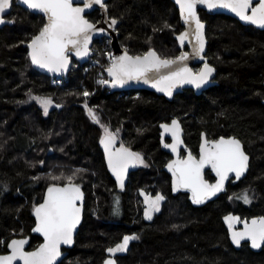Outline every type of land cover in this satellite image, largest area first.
Masks as SVG:
<instances>
[{
    "label": "trees",
    "instance_id": "trees-1",
    "mask_svg": "<svg viewBox=\"0 0 264 264\" xmlns=\"http://www.w3.org/2000/svg\"><path fill=\"white\" fill-rule=\"evenodd\" d=\"M107 7L110 17L120 21L119 41L129 53L153 48L163 58L177 56L174 35L182 27L171 0H108ZM200 14L207 22L206 55L216 68L217 84L199 95L184 90L167 100L147 90L122 96L108 91L94 81L98 66L84 72L87 63L75 64L61 86L51 84L49 76L32 68L25 45L43 19L14 6L12 23L0 28V253L11 238L30 236L29 248L40 242L31 233L34 205L48 186L73 176L85 192L83 221L59 264H101L105 251L125 235L139 238L117 255V264H264V245L256 252L248 243L234 247L224 220L231 214L264 216V30L227 16ZM89 18L95 21L97 12ZM30 95L53 99L47 116ZM85 103L113 128L123 124L125 136L149 159L150 166L132 174L123 191L106 169L103 128L91 120ZM173 117L181 120L189 145L200 130L240 137L251 160L246 176L202 206H193L186 194L173 195L162 170L166 153L158 143L159 122ZM143 186H157L165 196L151 221L141 217L134 199V189ZM245 190L250 203L234 198ZM116 197L120 216L112 211Z\"/></svg>",
    "mask_w": 264,
    "mask_h": 264
},
{
    "label": "snow or ice",
    "instance_id": "snow-or-ice-1",
    "mask_svg": "<svg viewBox=\"0 0 264 264\" xmlns=\"http://www.w3.org/2000/svg\"><path fill=\"white\" fill-rule=\"evenodd\" d=\"M22 2L28 8L38 10L47 17V22L37 35L32 36L28 47L32 64L51 72L66 71L72 52H75L76 56L88 55L92 33L104 31L102 28L97 29L96 25L85 16L86 10L93 8L94 5L106 10L107 5L104 0H22ZM175 2L179 5L181 17L190 29L179 35V42L183 46L186 40L191 42L190 38L194 37L193 48L197 56H201L205 46L204 24L197 13L198 5H205L208 9H228L241 20L264 27V0H258L255 4L254 0H175ZM12 3L13 0H0V24L6 22L4 15L11 9ZM81 3L83 6H80ZM116 24L117 20L112 18L109 27ZM188 56V53L182 52L175 58H161L154 50H149L142 56H130L125 51L124 55L114 58L107 68L112 79L101 80L99 83H111L115 86L123 85L128 80L143 79L145 82H152L157 90L165 92L168 96L172 95L173 89L178 85L191 84L197 89L202 88L210 82L215 69L205 62L203 68L193 71L186 63ZM83 95L88 97L90 93L85 90ZM32 99L41 104L45 114L53 103L49 97H32ZM85 107L88 108L87 103ZM88 113L96 123H100L91 108H88ZM101 127L103 135L100 144L104 148L108 167L122 189L128 168L143 164V156L133 152L122 142L116 147L119 129L113 132L105 125ZM161 127L165 133L171 134L173 140L171 144L165 143L164 147L177 153V158L167 165L173 177V191L181 188L190 190L193 203H204L224 189L229 174L234 173L239 179L248 169L249 156L245 153L241 141L235 137L227 139L220 137L212 141L205 139L200 146L199 158L189 152L186 158L181 159L178 147L183 140L179 122L173 120L171 125L163 124ZM206 167H210L218 177L215 184H210L204 179L203 173ZM66 179L67 183L63 186L56 183L49 186L43 202L34 205L36 226L32 231L42 234L44 243L35 250L26 251L25 245L29 243L27 239H12L7 245L10 251L7 254H0V264H17V261L22 264H56L58 257L61 256V245L73 243V234L81 220L83 193L80 185L74 183L73 176H68ZM237 199H242L245 203L251 202L247 190ZM163 200L164 197L160 194L154 198L145 196L146 219L151 220L153 213L160 211ZM224 220L231 232L232 242L237 246L242 241H250L253 248L264 245V216L253 218L250 222L241 221L240 217L232 215L224 217ZM241 222L243 229L236 230L235 225ZM138 238V236L125 235L121 243L107 251L111 254L124 252L129 242ZM105 264H116V262L108 259Z\"/></svg>",
    "mask_w": 264,
    "mask_h": 264
},
{
    "label": "water",
    "instance_id": "water-1",
    "mask_svg": "<svg viewBox=\"0 0 264 264\" xmlns=\"http://www.w3.org/2000/svg\"><path fill=\"white\" fill-rule=\"evenodd\" d=\"M15 1V4L20 6V7H23L25 9H27L28 11H30L31 13H35V14H39L41 15L43 18H44V21L45 23L47 22V17L44 13L42 12H39L38 10H32L30 8L27 7V5L23 4L22 0H13V2ZM107 1L108 0H104V3L107 5ZM257 0H254V3L256 2ZM171 2H173V4L175 5V7L177 8V11H178V17H179V22H180V25L182 27L181 31H179L178 33H176L174 35V38L177 42V45L180 49V52L177 56H179L182 52H186L189 54L188 56V60L186 61L187 65L189 68L193 69V71H199L201 68H203L204 66V63L207 62L211 67H213L215 69V71L213 72L212 74V77H211V80L208 84L204 85L202 88H199L197 89L194 85H191V84H183V85H178L176 88L173 89V92H172V95L171 96H168L165 92H162V91H159L157 90L156 87L153 86V83L152 82H145L143 79H140V80H136V79H133V80H128L126 83H124L123 85H115L113 86L111 83H108V84H102L103 85V88L105 89H109L110 91L112 92H120V91H127V90H147V91H150V92H153L155 93L156 95L158 96H163L164 98H166L167 100H172L173 97L178 94V93H181L184 89H191L193 90L197 95L201 94L203 91H205L206 89H208L209 87L211 86H214L217 84V81L214 80V78L216 77V68L209 63V59L207 57V45H208V40H207V36H206V29H207V22L203 19H201V14H200V11H204L205 13L209 14V15H216V14H222V15H226V16H229V17H232L234 19H236L237 21H239L241 24L243 25H253L254 27L258 28V29H264V27H260V26H257V25H254V24H251L249 22H245L243 20H241L235 13L231 12L230 10L228 9H224V8H217V9H208L205 5H198L197 6V13H198V16L201 20V22L204 24V37H205V46H204V51L203 53L201 54V56L203 58H201V56H197L194 52V48H193V44L195 43V38L194 37H191V42H188L187 40L185 41L184 45L182 46L179 42V35L185 31H190L189 29V25L186 24L183 20V18L181 17V14H180V8H179V5L176 4L175 0H171ZM80 6H83L82 3L80 4ZM12 7H13V3H12ZM12 7L10 10H8L6 12V14L4 15V19H5V23L3 24H0V28L5 26V25H10L12 23L11 20H9L7 18V16L10 14L11 10H12ZM97 10L98 13H99V20L97 22H93L91 20L88 19L87 15L93 11ZM85 16L86 18L94 23L97 27V29H104V31L100 32V31H96V32H93L92 33V39H91V42L89 43V51H88V55L86 56H76L75 52H72L70 53V63H69V66H68V69L66 71H63V72H51L47 69H44V68H40L34 64H32L31 62V58L29 56V52H30V49L28 47V44L30 43V41L28 43H26V47H27V50H28V58H29V61H30V64L31 66L33 67V69L37 70L38 72L46 75V76H49V77H57V76H63V75H66L68 74L71 69H72V65H71V62H72V59H74L75 61H77L78 63L80 64H83L85 62H87L88 60V57L90 56L91 52H90V46L92 44V41L94 39H99V38H102V37H108L110 38V47H111V50H112V55H113V59L116 58V57H119V56H122L124 55L125 51H127L126 49H124L121 44H120V41H119V32H118V29L117 27L119 26L120 24V21L118 19L117 20V24L113 27H109V24L111 22V19L113 17H110L109 15V11H108V7L107 9L105 10L104 8H101L99 5H94L93 8L91 9H88L86 10L85 12ZM44 23V24H45ZM194 27V25H193ZM149 50H154L158 56L159 53L151 48ZM148 50V51H149ZM146 51V52H148ZM145 52V53H146ZM128 55L130 56H137V55H132L130 54L128 51H127ZM143 53V54H145ZM143 54H140V56H142ZM176 56V57H177ZM161 57V56H160ZM163 58V57H161ZM195 66H199V69L198 70H195L194 67ZM105 72H106V76H107V79L106 80H111L112 77L109 76L108 72H107V68L105 69ZM263 84H264V80H263ZM173 120H177L179 122V125H180V129H181V139L183 140V143L181 145H179L178 147V154H179V150L181 148H185L186 145H185V142H184V130H183V126H182V123L180 121L179 118H173L170 122L168 123H160L158 128H159V136H160V142H161V149L169 154H171L172 158L166 162V164L164 165L163 167V171L169 175L170 177V189H171V193L173 195H176V194H179V193H183V194H187L188 196V200L189 202L193 205V206H202L214 199H216L219 195L225 193L227 191V187H228V183L230 182V180L233 178L234 179V182H238L239 180H241L242 178H244L248 172V169H249V166H248V169L247 171L239 178L237 179L235 177V174L234 173H231L229 174V178L225 181V185H224V189L220 192H218L215 196H212L210 197L209 199H207L204 203H201V204H196V203H193L192 201V194H191V191L188 190V189H184V188H181L179 189L178 191H173V177H172V173L168 170L167 168V165L170 161L172 160H175L177 158V153H174L172 152V150L170 148H165L164 147V144H171L173 143V140H172V137H171V134L170 133H165L163 128L161 127V125L163 124H168V125H171V122ZM162 136H163V139H162ZM168 138L169 139V142H165V139ZM224 138H230V137H224ZM205 135L204 133L202 134V140H201V143H200V146L201 144L204 142L205 140ZM218 140V139H217ZM242 143V142H241ZM243 145V143H242ZM116 147H119V146H116ZM244 148V147H243ZM100 149L102 151V154H103V158H104V162H105V166H106V169L109 173V175L111 176V178L114 180L115 182V186H116V189L118 190H124L126 188V185L128 183V179H129V174L131 173V171L133 170V167L134 166H130L127 170V173L125 175V178H124V187L121 189L120 186H119V183L118 181L116 180V177L115 175L112 173L111 169L108 167V164H107V158H106V155H105V152H104V148L103 146L100 144ZM245 151V150H244ZM134 152V151H133ZM189 153V151H187ZM246 153V151H245ZM200 154V153H199ZM247 154V153H246ZM188 155V154H187ZM249 156V154H247ZM187 157V156H186ZM185 157V158H186ZM199 158V157H198ZM181 159H184L181 157ZM249 163H250V156H249ZM207 169H210L211 170V173L212 175L215 177L214 181L213 182H210L209 180H207L205 178V175H204V179L207 180L210 184H215L218 177H216V174L215 172L210 168V167H206L204 169V173ZM203 173V174H204ZM65 184V183H64ZM64 184H58L60 186H63ZM49 187V186H48ZM48 187L44 190V193H43V196H42V199L39 203H42L43 202V199L45 197V195L47 194V189ZM81 188V187H80ZM81 191L83 193V201H82V211H81V220H80V223L77 225V228L73 234V243L71 245H61V256L58 257L57 259V262L56 264H59L63 259L66 258V256L68 255L69 253V250L74 246V243H75V237H76V234L80 228V225L83 221V214H84V204H85V192L84 190L81 188ZM38 203V204H39ZM32 215H33V218H34V225L32 227V229L36 226V220H35V215H34V212H32ZM258 217H262V216H256V217H252L250 219H248V221L250 222L253 218H258ZM31 229V233L33 235H37L39 236L42 241L33 249H29V245H30V236H25V237H15V238H11L8 242H7V245L8 243L11 242L12 239H27L29 241V243L27 245H25V250L26 251H32V250H35L39 245L43 244L44 243V239H43V236L42 234L40 233H34ZM236 230H242L243 229V223L241 222V226L239 228H235ZM228 233H229V240L231 242V244L236 247V248H239L243 243H248V246L250 247V249L252 251H259L261 250V248L263 247V245L260 247V248H253L251 246V242L250 241H242L241 244L239 246H237L236 244H234L232 242V239H231V232L229 231L228 229ZM6 245V249L7 251L5 253H0V254H7L10 250L8 249ZM63 249H65L63 251ZM116 255L117 253L115 254H111L109 256H107L102 262L101 264H105V261L108 260V259H113L115 260L116 264H117V259H116ZM17 264H22V262L20 261H17Z\"/></svg>",
    "mask_w": 264,
    "mask_h": 264
},
{
    "label": "flooded vegetation",
    "instance_id": "flooded-vegetation-1",
    "mask_svg": "<svg viewBox=\"0 0 264 264\" xmlns=\"http://www.w3.org/2000/svg\"><path fill=\"white\" fill-rule=\"evenodd\" d=\"M256 2H258V0L256 1ZM255 2V3H256ZM254 3V4H255ZM14 6H18V5H16L15 4V1L13 2V7H12V10H13V8H14ZM18 7H20V6H18ZM21 8H23V7H21ZM23 9H25V8H23ZM12 10H11V12H12ZM27 10V9H26ZM28 11V10H27ZM202 11V10H201ZM200 11V12H201ZM30 12V11H29ZM94 12H97V14H98V18L95 20V21H93V20H91L90 18H89V14H91V13H94ZM31 13V12H30ZM91 13H89L88 15H87V17H88V19L89 20H91V21H93V22H97L98 20H99V13H98V11L97 10H95V11H93V12H91ZM11 14V13H10ZM10 14L7 16V18L9 19V16H10ZM31 14H35V13H31ZM207 14V13H206ZM36 15H39V14H36ZM207 15H209V14H207ZM216 15H222V14H216ZM39 16H41V15H39ZM210 16H212V15H210ZM223 16H226V15H223ZM42 17V16H41ZM227 17H229V16H227ZM229 18H232V17H229ZM42 19H43V24H42V26H41V28L43 27V25H44V23H45V21H44V18L42 17ZM232 19H234V18H232ZM234 20H236V19H234ZM237 21V20H236ZM239 22V21H238ZM240 23V22H239ZM241 24V23H240ZM243 25V24H242ZM245 26H253V25H245ZM254 27V26H253ZM40 28V29H41ZM254 28H256V27H254ZM258 29V28H257ZM260 30H264V29H260ZM39 32V31H38ZM38 34V33H37ZM36 34V35H37ZM175 39V38H174ZM31 40V39H30ZM29 40V41H30ZM28 41V42H29ZM101 40H100V38L99 39H94L93 41H92V44H91V46H90V52H92V50H93V48H98V44H99V42H100ZM176 41V40H175ZM27 42V43H28ZM177 43V42H176ZM26 45V44H25ZM179 48V47H178ZM112 51V50H111ZM179 52H180V49H179ZM179 52H178V54H179ZM145 53V52H144ZM131 54V53H130ZM143 54V53H142ZM177 54V55H178ZM133 55V54H132ZM140 55V54H139ZM112 60H113V55H112ZM88 61V60H87ZM85 63H87V62H85ZM85 63H83V64H85ZM75 64H77V65H81L80 63H78L77 61H75L74 59H72V62H71V65H72V68L74 67V65ZM33 68V67H32ZM199 69V68H198ZM35 70V69H34ZM37 71V70H36ZM38 72V71H37ZM40 73V72H39ZM50 78V77H49ZM214 80H216L215 78H214ZM263 80H264V75H263ZM263 80H262V85H263V87H264V84H263ZM212 87V86H211ZM210 88V87H209ZM184 90H191V89H184ZM183 90V91H184ZM207 90V89H206ZM205 90V91H206ZM130 91H136V90H127V91H120V92H116V93H118V95L119 96H122L123 94H125V95H129V93L128 92H130ZM138 91V90H137ZM182 91V92H183ZM191 91H193V90H191ZM181 92V93H182ZM194 92V91H193ZM204 92V91H203ZM202 92V93H203ZM195 93V92H194ZM179 94V93H178ZM196 94V93H195ZM134 95H136V93H134ZM262 103L264 104V98H263V100H262ZM173 118H177V117H173ZM173 118H171L169 121H167V122H159V124L160 123H168V122H170ZM181 121V120H180ZM182 123V122H181ZM159 124H158V126H159ZM182 126H183V124H182ZM183 130H184V135H183V137H184V142H185V145H186V147L185 148H181L180 150H179V157L181 158H185L186 156H187V154H188V152L187 151H189V152H191V154L193 155V156H195V157H199V153H200V143H201V140H202V134L204 133V135H205V138L208 140V141H212V140H217V139H219L220 137H235V138H237V139H239L242 143H243V141L241 140V138L240 137H238L236 134H216V135H210V134H207V132L205 131V130H200V132H199V134H198V138H197V140L196 141H194L192 144H188L187 142H186V140H185V138H186V131H185V129H184V127H183ZM165 142H169V139L168 138H166L165 139ZM158 143H159V146H160V148H161V142H160V136H159V128H158ZM120 144L117 142L116 143V146H119ZM243 147H244V144H243ZM132 151H134V152H137L135 149H131ZM162 150V149H161ZM244 150H245V148H244ZM163 151V150H162ZM246 151V153L247 154H249L248 152H247V150H245ZM165 152V151H164ZM166 153V157H165V160H164V163H163V166H162V170H163V167H164V165L166 164V162L167 161H169L171 158H172V156H171V154H169V153H167V152H165ZM250 156V155H249ZM251 161V160H250ZM249 166H250V163H249ZM140 169H142V167L139 165V164H136L134 167H133V170L131 171V173L129 174V177L132 175V174H134V173H136L137 171H139ZM164 172V171H163ZM168 175V174H167ZM204 175H205V178L207 179V180H209L210 182H213L214 181V179H215V177L212 175V173H211V170L210 169H207L206 171H205V173H204ZM168 177H169V175H168ZM169 180H170V177H169ZM128 181H129V179H128ZM170 182V181H169ZM235 183H237V182H234V179L232 178L231 180H230V182L228 183V186L229 185H232V184H235ZM156 188H157V186H156ZM228 188V187H227ZM118 190V189H117ZM135 190V189H134ZM171 190V189H170ZM119 191H121V190H119ZM123 191V190H122ZM136 192H137V194H138V197H139V199H140V202L142 203V207H141V217H143L145 220H147L148 221V219H146L145 218V216H144V210H145V207H146V205H145V196L147 195V196H149V197H155L157 194H160V195H162L163 197H164V200H165V196H164V194L160 191V190H157V189H153V188H150V189H144V188H137L136 189ZM226 193V192H225ZM183 194V193H182ZM187 195V194H186ZM188 197V196H187ZM164 200L163 201H161V204H160V210H161V208H162V205H163V202H164ZM160 212V211H159ZM159 212H155V213H153V217L155 216V215H157ZM232 215V214H231ZM232 216H236V215H232ZM263 216V215H262ZM239 217V216H238ZM253 217H256V216H253ZM250 218H252V217H250ZM250 218H246V219H241V221H244V220H248V219H250ZM153 219V218H152ZM151 219V220H152ZM151 220H149V221H151ZM241 226V223L239 224V226L238 227H235V228H239ZM42 241V239L40 240V242ZM39 242V243H40ZM38 243V244H39ZM38 244H36L34 247H32V248H29V249H33V248H35ZM129 244H130V242H129ZM129 246V245H128ZM65 249H63V251H64ZM6 252V251H5ZM5 252H2V253H5ZM70 252V251H69ZM105 253H106V256H105V258L107 257V256H109V255H111V253H109L107 250L105 251ZM123 252H119V253H117V255H119V254H122ZM68 255H69V253H68ZM68 255L66 256V257H68ZM117 255H116V257H117ZM104 258V259H105ZM103 259V260H104Z\"/></svg>",
    "mask_w": 264,
    "mask_h": 264
},
{
    "label": "rangeland",
    "instance_id": "rangeland-1",
    "mask_svg": "<svg viewBox=\"0 0 264 264\" xmlns=\"http://www.w3.org/2000/svg\"><path fill=\"white\" fill-rule=\"evenodd\" d=\"M10 13H11V12H10ZM9 20H10V19H9ZM100 40H101V41H100L99 44H98V45H99V46H98L99 51L97 52V55H96V56L99 58V60H100V64H101V66H99L98 71H99V70H102V72H104L105 69L108 68V67L110 66V63H111V62H110V59H109V57H108V54L111 53V59H112V51H111V47H110V38H108V37H102V38H100ZM75 66H77V65H75ZM198 68H199V66H195V67H194L195 70H198ZM88 69H89V67L85 68V69H84V72H86ZM97 73H98V72H97ZM97 73L94 75V81H95L96 84H102V83H99V81H101V77H100V75H98ZM66 75H67V74H66ZM66 75H63L62 77H60V79H59V80H60V84H58L59 86H61V85L63 84V82L66 81V79H67ZM104 79H106V77H105ZM55 82L57 83L58 81H55ZM108 91H110V90L108 89ZM32 97H48V96L30 95V99H31L32 101H34V102L36 103V105L41 109L42 114H43L44 116H47L48 113L52 110V108H53V106H54L53 99H52L51 97H49V98H51V100H52L53 103H52V105L49 107L47 114H45V113H44V110H43V107L41 106V104L38 103L35 99H32ZM92 110H93V108H92ZM93 111H94V110H93ZM94 112H95V111H94ZM95 114H96V116H97V117L99 118V120H100V123H99L100 126H101V125H105V126L109 127L113 132H115L117 129H119V134H118V137H119V138H118V140H117V142H118L119 144L122 142L126 147H129L130 149H135L138 153H140V154L143 156L144 163H143V164H139V165L142 167V169L148 168V167L150 166L149 159H148L147 156L145 155V152L143 151V149H139V148L136 149V148H134V146H133L132 141L130 140V138H129L128 136H125V134H124L125 127L123 126V124L119 125L117 128H113L112 125H111V123H108L107 121H105L104 118H101L97 111L95 112ZM91 120H92L94 123H96L92 118H91ZM96 124H98V123H96ZM141 188L149 189L148 186H143V187H141ZM136 189H137V188H136ZM136 189L134 190V193H135L134 199H135V202H136L138 208H139L140 211H141L142 203L140 202V199H139V197H138V194H137V192H136ZM156 189H157V190H160V189H158V188H156ZM243 193H244V191H243L240 195H242ZM240 195L234 196V198H237V197L240 196ZM117 198H118V200H119V203H118V204H117ZM241 200H242V199H241ZM242 201H243V200H242ZM243 202H244V201H243ZM112 211H113V214L116 215V216H120V215L122 214V207H121V202H120L119 197H116L115 202H114V205H113V209H112ZM237 217H238V216H237ZM226 224H227V223H226ZM239 224H240V223H237V224L235 225V227H238ZM227 226H228V225H227ZM3 242H4V240H1V243H0V249H1L2 246H3Z\"/></svg>",
    "mask_w": 264,
    "mask_h": 264
},
{
    "label": "built area",
    "instance_id": "built-area-1",
    "mask_svg": "<svg viewBox=\"0 0 264 264\" xmlns=\"http://www.w3.org/2000/svg\"><path fill=\"white\" fill-rule=\"evenodd\" d=\"M98 51H99L98 48H93V50H92V52H91V54H90V56H89V58H88V61H87V64H88V65H87L85 68L90 67V66H98V67L101 66V64H100V60H99V58L96 56ZM108 57H109V59H110V62H112V59H111V53L108 54ZM110 64H111V63H110ZM97 74L100 75L101 80H105V79H104V78H105V71L102 72L101 70H99ZM60 77H62V76H60ZM60 77H50V82H51V84H53V85H58V84H60V80H59ZM55 81H58V82L56 83Z\"/></svg>",
    "mask_w": 264,
    "mask_h": 264
}]
</instances>
